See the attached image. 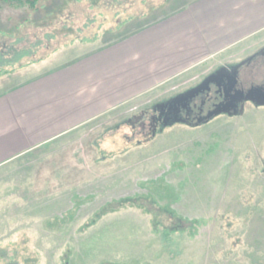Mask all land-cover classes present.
Masks as SVG:
<instances>
[{
  "label": "rangeland",
  "instance_id": "rangeland-1",
  "mask_svg": "<svg viewBox=\"0 0 264 264\" xmlns=\"http://www.w3.org/2000/svg\"><path fill=\"white\" fill-rule=\"evenodd\" d=\"M175 2L40 0L31 11L0 0V52L24 54L0 94L134 35ZM263 42L264 33L7 165L0 187L53 185L54 195L42 225L0 242V264H264V110L147 136L137 123Z\"/></svg>",
  "mask_w": 264,
  "mask_h": 264
},
{
  "label": "crops",
  "instance_id": "crops-1",
  "mask_svg": "<svg viewBox=\"0 0 264 264\" xmlns=\"http://www.w3.org/2000/svg\"><path fill=\"white\" fill-rule=\"evenodd\" d=\"M171 8L134 35L0 94V173L264 33V0H176ZM28 185L0 187V242L26 222L42 225L53 185Z\"/></svg>",
  "mask_w": 264,
  "mask_h": 264
},
{
  "label": "flooded vegetation",
  "instance_id": "flooded-vegetation-1",
  "mask_svg": "<svg viewBox=\"0 0 264 264\" xmlns=\"http://www.w3.org/2000/svg\"><path fill=\"white\" fill-rule=\"evenodd\" d=\"M236 64H226L207 74L197 85L171 98L153 110L146 121L140 117L138 127L145 136L161 125L203 124L220 117L237 118L264 110V42L252 48ZM197 90L188 101L175 105L176 99ZM200 100L199 103L196 101ZM211 116V117H210Z\"/></svg>",
  "mask_w": 264,
  "mask_h": 264
},
{
  "label": "trees",
  "instance_id": "trees-1",
  "mask_svg": "<svg viewBox=\"0 0 264 264\" xmlns=\"http://www.w3.org/2000/svg\"><path fill=\"white\" fill-rule=\"evenodd\" d=\"M39 1L40 0H1V2L9 4V5L13 6V7L29 8V9H31V11H36L37 10V4L39 3ZM127 25H129V24H127ZM1 26H2V23L0 21V27ZM116 33L118 34L119 31H109L108 33L105 34V37L114 36V35H116ZM82 41H85V40L82 39ZM82 41H80V42H82ZM23 55L24 54L22 52V53H19V54L15 55V56L8 57L5 52H0V80L2 78H4L5 76L12 75L11 74L12 73L11 66L17 64L19 62V60L22 58ZM35 63H37V62H33L30 65H35ZM19 67H20V70H21V68L24 69L26 67V65L25 66L22 65V66H19Z\"/></svg>",
  "mask_w": 264,
  "mask_h": 264
},
{
  "label": "water",
  "instance_id": "water-1",
  "mask_svg": "<svg viewBox=\"0 0 264 264\" xmlns=\"http://www.w3.org/2000/svg\"><path fill=\"white\" fill-rule=\"evenodd\" d=\"M197 93V90H195L187 93L186 95H183L182 97H179L178 99H176L175 105H180L181 102L188 101L189 99L193 98Z\"/></svg>",
  "mask_w": 264,
  "mask_h": 264
}]
</instances>
